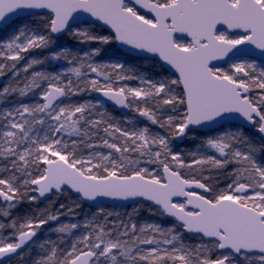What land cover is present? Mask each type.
Masks as SVG:
<instances>
[{"label": "snow or ice", "instance_id": "snow-or-ice-1", "mask_svg": "<svg viewBox=\"0 0 264 264\" xmlns=\"http://www.w3.org/2000/svg\"><path fill=\"white\" fill-rule=\"evenodd\" d=\"M24 10L46 14L12 19ZM0 22L13 28L0 39V101L8 105L0 107V264H264V143L245 134L254 129L264 141V0H0ZM96 23L110 34L79 26ZM64 33L81 45L151 53L172 75L153 80L119 60L97 63L100 47L54 48ZM46 49L43 58L28 55ZM49 61L66 66L37 70ZM93 92L166 134L122 126L99 99L74 100ZM197 126L211 134L186 159L171 141ZM69 190L81 201L140 197L174 223L99 208L82 222L57 223L56 240H38L74 207L13 214ZM186 234L201 242H185Z\"/></svg>", "mask_w": 264, "mask_h": 264}, {"label": "trees", "instance_id": "trees-1", "mask_svg": "<svg viewBox=\"0 0 264 264\" xmlns=\"http://www.w3.org/2000/svg\"><path fill=\"white\" fill-rule=\"evenodd\" d=\"M45 14L39 15V16H34V17H30L27 19L28 22H35L38 21L39 18L41 16H43ZM20 22L23 20H19ZM88 27H92V29L99 33V34H103V35H108L109 33L107 31H105L103 28H101L98 25H86ZM85 27V26H82ZM0 39H1V33H0ZM56 43L53 46L54 48H58V46H60L59 44L64 41L66 47L72 48L73 50H79L81 48L87 50L88 47H100L101 51L99 53V55H97L96 57H94V60L97 63H101V62H112L114 60H119L120 62L124 63L126 65V67H130L134 70L135 73L138 74H144L147 76V78L149 79H153V80H157L160 79L161 77L164 76H171L169 73H167L159 64V62L157 60L154 59H139V58H134L131 57L127 54H124L123 52H121L120 50H118L114 44V42L107 44V45H98V44H91V45H81L79 44L76 40H74L71 36H69L68 34H66L65 36H63L61 39H55L53 38ZM49 50H34L32 52H30L28 55L29 56H37V57H41L43 58L44 56H46L48 54ZM53 65L52 61L46 62L44 65L39 66V70L43 69V70H47V71H55L56 68ZM127 83L130 86H138L139 85V81L137 80H132V81H127ZM4 85V83H3ZM3 85L0 87L2 88ZM253 96L256 95V91H254L252 93ZM93 96H94V92L93 93H85L82 94L81 97H77L74 98V100L79 101V100H92L93 101ZM34 99L33 97L30 98H26L23 100V102L26 103H30L33 102ZM8 106L7 104H5L4 102L0 101V107H6ZM105 111H107L111 116H113L115 119L121 121L122 126H127L130 127L132 125H136V126H140L143 127L145 125H149L151 128L152 132H159L160 134H166L165 130L160 129L158 126L156 125H150L149 122L144 118L138 115V113H134L132 111H130V114L128 115H124L116 110H114L111 107H108L107 109H104ZM165 115L170 114V110H166ZM127 122V123H125ZM245 133L246 135H249L255 143L260 144V143H264V141H262L259 136L257 134H255V130L254 129H245ZM208 133H203V132H198V131H194L193 133H189V136L186 137V139L182 142V143H177L176 139H173L171 141L172 144V148L174 151L177 152H183L185 154V158L186 159H190V157L187 156V153L195 150L196 146L200 143V139L204 136L207 135ZM192 135H195L197 138L194 140L191 138ZM106 151V150H105ZM149 167H155L153 165H149ZM207 174V173H205ZM221 187H223V183H221L220 185ZM60 204H65L68 207H74V214L72 215H66V222H71V223H76V222H82L85 218L86 215L91 216L93 213H96L97 210L99 208H91L89 206H87L83 201L80 200L79 197L71 194L70 192L66 191L63 194L60 195H55L53 198H51L50 200H48L45 203H41L39 200L35 203L29 204L27 202L22 203L18 209L13 213L14 215H23L24 213H30L33 210H37V209H44L49 207V205H51V211L55 212L56 209L59 208ZM75 204H79V207H75ZM100 208H103L105 213L107 212H112L114 215L115 214H119V218L123 219L126 218L127 215L129 213H133L134 212V218L137 220V222H155L161 225H171L172 223H174V220L169 219L165 216H161L159 214V210L158 208L152 206V205H146L143 203L140 204H136L133 206H127L126 208H114L111 207L109 205H104L101 206ZM63 212H67V208H65L64 210H62ZM64 215H61V218H63ZM103 217H101L102 219ZM51 222H49L50 224ZM46 226V225H45ZM45 226H43L39 231L42 232H48L49 230L46 231V229L44 228ZM54 238H57V235L54 234ZM184 240L187 243H200L201 241L197 238L194 237L192 235L186 234L184 236ZM206 244H210V242H205ZM216 255H219L218 252L213 253L212 254V258H216ZM33 256H35V254L33 253ZM7 264H21V262L18 260V258H15L14 260H12L11 262L7 263ZM241 264H244V262L242 261Z\"/></svg>", "mask_w": 264, "mask_h": 264}, {"label": "water", "instance_id": "water-1", "mask_svg": "<svg viewBox=\"0 0 264 264\" xmlns=\"http://www.w3.org/2000/svg\"><path fill=\"white\" fill-rule=\"evenodd\" d=\"M27 11L35 12L37 15H39V14H46V10H24V12H27ZM141 11L144 13V10H141ZM24 12H22L20 16H13L12 19L13 20H16L18 18H27V17H30V16H27V15H24ZM78 19H91V18L88 17L87 14H82V16L79 17ZM7 25H8V22H0V31L5 26H7ZM96 25H99L100 27H102L103 29H105L109 33L111 31L110 29L107 28V26H104V25H102L100 23H96ZM76 26H77V24L74 23L73 24V27H76ZM79 26H81V25H79ZM65 34H67V33H64L62 35H57V36H54V37L55 38H59V37L65 35ZM176 36L179 37V38L187 39V37L184 34H176ZM114 43H115V46L119 50L123 51L124 53H126V54H128L130 56H133V57H136V58L155 59V60H157L164 70H166L167 72H169L170 74H172V70L169 68V66L163 65V62L159 60V57L158 56H154L151 53H142V52H139L138 50L131 49L127 45H121L118 42H114ZM213 63L216 66H218V67H222V66H224L226 64V63H224L222 61H214ZM3 81H4V78H0V86L2 85ZM94 99L95 100H97V99L101 100L104 104L113 107L114 109H116L119 112H122V113H125V114H128L130 112V109H124V108H120V107L114 105L113 102L105 99L99 93H94ZM239 123H240L239 121H233L232 122V124H237V125H239ZM194 130L201 131V132H207L206 129L200 128L198 126ZM258 136L260 137V135H258ZM184 138L185 137H183V138H176V141L180 143V142H182L184 140ZM196 191H200V190L196 189ZM69 192L78 197V195H76L74 192H72L70 190H69ZM51 195L52 194H49V195H47V198H40L39 200L41 202H44V201L48 200L51 197ZM174 199L180 200L182 198H174ZM83 202L86 205L90 206V207H99L101 205L108 204L110 206H114V207L121 208V207H126L128 205H135V204L141 203V202L142 203H145V204H152V205H154L152 202L147 201V200H145L143 198H140V197L130 198V199H127V200H124V199H113V198H107V197H99L95 201H83ZM155 207H157V206H155ZM168 218H171V217H168ZM205 240H207V239H205ZM207 241H209V240H207ZM6 262H8V261H5L4 263H6Z\"/></svg>", "mask_w": 264, "mask_h": 264}, {"label": "flooded vegetation", "instance_id": "flooded-vegetation-1", "mask_svg": "<svg viewBox=\"0 0 264 264\" xmlns=\"http://www.w3.org/2000/svg\"><path fill=\"white\" fill-rule=\"evenodd\" d=\"M37 70H39V67H38V69ZM6 80V79H5ZM33 99L35 100L36 98L35 97H33ZM107 109L108 108V106H105L104 105V109ZM55 195H60V194H57V193H52V195H51V197L48 199V200H50L51 198H53ZM47 200V201H48ZM47 201H44V202H41V203H45V202H47ZM66 212V211H65ZM66 222V215H64V217L63 218H61L60 217V220L58 221V222H51L50 224H47L44 228L46 229V230H49L46 234H45V232H42V231H39L38 232V237H37V239H39V240H43L44 239V237L46 236V237H49V238H51V239H53V240H56L55 238H54V233H52V232H50V229H52V228H54V227H56L57 226V223H65ZM44 234H45V236H44ZM15 259V258H14ZM14 259H12V260H14ZM11 260V261H12ZM11 261H8V262H6V263H4V264H7V263H9V262H11Z\"/></svg>", "mask_w": 264, "mask_h": 264}, {"label": "rangeland", "instance_id": "rangeland-1", "mask_svg": "<svg viewBox=\"0 0 264 264\" xmlns=\"http://www.w3.org/2000/svg\"><path fill=\"white\" fill-rule=\"evenodd\" d=\"M22 23L23 22H28L27 20H23V21H21ZM221 30H223V29H221ZM13 31V28H11V27H8L7 26V28L2 32V34H1V39H5V38H7V36L11 33ZM181 40H184V39H181ZM60 46H58V47H66V45H65V43H64V41H62L60 44H59ZM57 48V47H56ZM53 62V65L52 66H54L55 68H56V70L55 71H58V70H60L62 67H64V66H66L65 64H64V62L63 61H52ZM227 66H225V68H226ZM93 102H95V100H93ZM209 134H211V133H209ZM246 134V133H245ZM103 150V149H102ZM162 226H165V225H162ZM167 226H169V225H167ZM167 226H165V227H167ZM47 231V230H46ZM47 232H45V234H46ZM45 234H44V236H45ZM45 238H49V237H44V239ZM39 240V239H38ZM36 249H33V253L34 254H36ZM242 263V261L240 262V264Z\"/></svg>", "mask_w": 264, "mask_h": 264}]
</instances>
